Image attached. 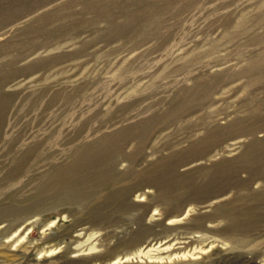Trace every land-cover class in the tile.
<instances>
[{
  "label": "rangeland",
  "instance_id": "rangeland-1",
  "mask_svg": "<svg viewBox=\"0 0 264 264\" xmlns=\"http://www.w3.org/2000/svg\"><path fill=\"white\" fill-rule=\"evenodd\" d=\"M263 58L264 0H0V264H264Z\"/></svg>",
  "mask_w": 264,
  "mask_h": 264
},
{
  "label": "bare ground",
  "instance_id": "bare-ground-1",
  "mask_svg": "<svg viewBox=\"0 0 264 264\" xmlns=\"http://www.w3.org/2000/svg\"><path fill=\"white\" fill-rule=\"evenodd\" d=\"M102 1H104V0H102ZM96 5H97L96 8L99 11H102L103 8H105V6L103 4L99 5L97 3ZM111 25L113 26V24H111ZM74 35H76V34H74ZM111 39L112 38H106V41L111 40ZM57 45H59V44H57ZM30 51H32V50H30ZM263 64H264V58L260 62L248 61L245 64V66L240 70L239 74H241V76L245 75L247 78H249L247 81V84H249V88H252L253 86L255 87V86L264 85V66H261ZM207 86L208 85H206V87ZM204 89H206V88H204ZM254 113H256V111H254ZM160 120H162V119L159 118L158 121H160ZM167 121H168V119H167ZM147 123H148V120H146L144 122L145 125ZM255 170L257 172V176L255 177V180L260 181L259 183L261 184V189H262V188H264V169H260V170L255 169ZM251 179L252 178H249V180H251ZM246 184H248V183H246ZM33 210H35V209L24 208L21 210H12V211L1 209L0 210V221L1 220H9V224H12V223H14V221L16 222L17 220L22 219V218L25 220L30 216V214L32 215L35 213V212H30ZM27 214H29V215L25 216ZM258 216L263 217L262 219L264 220V212H247V213L243 214L242 217H244L245 220L243 221V223L239 224V226H237V228L243 227V229L242 228H240V229L245 230V232H246L247 230H249L250 227H253L254 223H256L254 220V217L255 218L257 217V219H258ZM180 235H182V234H180ZM229 240H230V238L227 239L229 244H232V243L239 244L240 247L248 246L247 249L253 250L256 255H257V253H261L263 255V258H264V248H260V246L258 245V240L252 239V236L250 237L249 235H241L240 237H237L233 240H230V241ZM128 242L130 243V241H128Z\"/></svg>",
  "mask_w": 264,
  "mask_h": 264
}]
</instances>
